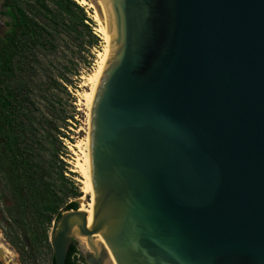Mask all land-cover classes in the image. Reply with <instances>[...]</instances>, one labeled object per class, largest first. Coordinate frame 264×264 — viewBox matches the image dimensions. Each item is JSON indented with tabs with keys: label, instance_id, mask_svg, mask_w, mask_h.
Masks as SVG:
<instances>
[{
	"label": "water",
	"instance_id": "water-1",
	"mask_svg": "<svg viewBox=\"0 0 264 264\" xmlns=\"http://www.w3.org/2000/svg\"><path fill=\"white\" fill-rule=\"evenodd\" d=\"M87 1L93 220H55V264H264V0Z\"/></svg>",
	"mask_w": 264,
	"mask_h": 264
},
{
	"label": "trees",
	"instance_id": "trees-1",
	"mask_svg": "<svg viewBox=\"0 0 264 264\" xmlns=\"http://www.w3.org/2000/svg\"><path fill=\"white\" fill-rule=\"evenodd\" d=\"M79 1L3 3L10 30L0 37V182L12 201L4 234L22 264L35 263L38 251L52 248L53 223L65 211L78 210L76 200L83 196L62 159L66 143L49 102L63 77L42 62L64 39L77 42L85 30L93 32ZM40 102L47 104L45 111ZM66 264H86L76 242Z\"/></svg>",
	"mask_w": 264,
	"mask_h": 264
},
{
	"label": "rangeland",
	"instance_id": "rangeland-1",
	"mask_svg": "<svg viewBox=\"0 0 264 264\" xmlns=\"http://www.w3.org/2000/svg\"><path fill=\"white\" fill-rule=\"evenodd\" d=\"M3 3L4 0H0V37L10 30V20L3 13ZM79 3L86 8L94 23L93 25L89 24L93 32L85 30L77 42L64 39L58 51L43 58L42 62L54 70L57 75L63 77V80L59 81V88L49 96V102L58 116L59 131L66 143V150H63L62 159L69 166V171L73 175L69 178H72L79 185L80 191L83 193V196L76 201L80 208H87L91 202V195L84 191L83 177L78 167L86 152L85 142L89 134L90 110L85 95L90 92L88 78L99 69L107 41L101 30V25L95 17L94 9L83 4L82 0ZM96 38L98 41H95ZM40 108L45 111L47 104L40 102ZM11 205L10 196L0 182V264H22L19 254L7 241L4 234L10 226V220L5 209ZM2 246H6L15 254L16 261L13 262L10 257L4 256ZM53 255V248L42 249L38 251L36 262L32 263L29 260V264H52Z\"/></svg>",
	"mask_w": 264,
	"mask_h": 264
},
{
	"label": "bare ground",
	"instance_id": "bare-ground-1",
	"mask_svg": "<svg viewBox=\"0 0 264 264\" xmlns=\"http://www.w3.org/2000/svg\"><path fill=\"white\" fill-rule=\"evenodd\" d=\"M82 3L89 5L90 7H92L94 9L95 17L99 21V23L101 25V30L104 33L105 39L107 41V46L105 48L104 53L102 54L99 69L93 75H91L88 78V81L90 84V92H88L85 95V98L87 101L88 108L90 110L89 112H91L92 103H93V100L95 97V90L97 88V85H98L101 77H102L106 63H107L108 58H109L110 33H109V28L107 27V24H106V20L99 16V13L97 11V6H95L91 2H88L87 0H82ZM89 125H90V116H89ZM85 146H86V152L84 153L81 162L78 164V167H79V170H80L81 175L83 177L84 191L87 194L91 195V202L87 208L82 207L81 210L86 211L88 214V218L92 221L93 220V199H94V196H93V187H92V178H91V159H90V137H89V134H88V138L86 139ZM2 248H3L4 253H5L4 256L6 255V256L10 257V259L13 262L16 261L15 254L13 252H11V250L9 248H7L6 246H4V247L2 246Z\"/></svg>",
	"mask_w": 264,
	"mask_h": 264
}]
</instances>
